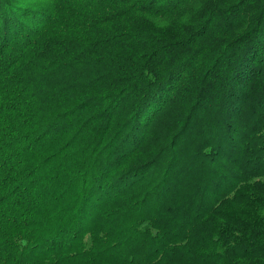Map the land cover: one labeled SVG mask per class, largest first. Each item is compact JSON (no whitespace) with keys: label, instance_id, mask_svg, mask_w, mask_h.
Segmentation results:
<instances>
[{"label":"trees","instance_id":"1","mask_svg":"<svg viewBox=\"0 0 264 264\" xmlns=\"http://www.w3.org/2000/svg\"><path fill=\"white\" fill-rule=\"evenodd\" d=\"M262 72L264 0H0V264H264Z\"/></svg>","mask_w":264,"mask_h":264},{"label":"rangeland","instance_id":"2","mask_svg":"<svg viewBox=\"0 0 264 264\" xmlns=\"http://www.w3.org/2000/svg\"><path fill=\"white\" fill-rule=\"evenodd\" d=\"M22 1V3H26L27 0H19ZM41 1V0H40ZM200 46V43L197 45H194L191 50H196ZM198 66V64L196 65ZM192 72L190 74H194L197 77H201L203 75V72L205 71L204 68H197V70L193 69L191 70ZM189 72V71H187ZM264 74V72H262ZM264 90V75L259 78H255L254 82L250 84L249 86V92L251 94V97L253 99H258V97L261 96V92ZM252 99V100H253ZM196 99L194 98L193 100L189 102H183L184 105H182L176 114L174 116L169 117L171 129L168 131H164L163 128L159 129L157 131V136L159 137L158 139H154L150 141L149 146L147 147H140L137 150V154L141 157H158V159H164L166 156V161H168V158L171 157L170 154L167 152L171 149V152H175L179 149L181 151H186L187 149L190 150V147L192 144L196 143V138H201L203 136V130L205 128V124H207L206 129H208L207 134L208 136L211 134L209 129L216 128V124H220L219 128H223L224 130H230L228 133L226 132V135L228 134L229 137L231 138H236L238 133H241L240 129V123H238V119L236 118L237 115L233 116L227 113V105H222V107L219 106V99L218 97L214 96H209L208 98H205L204 101L199 103L198 105V110L195 111L194 113V118L191 120V122L187 123V131L183 135L184 140L181 141L178 140L176 141V138L173 137L174 133L181 128V122L184 117V112H186L187 109H189L190 105L195 101ZM252 100L250 101L252 103ZM204 102V104H203ZM250 103V104H251ZM249 106V104H248ZM223 112V114H220V112ZM231 123L232 125H229L230 127L228 128V124ZM209 124V125H208ZM223 125V126H222ZM209 127V128H208ZM149 131V129L147 130ZM149 138V135H147V139ZM217 143L218 145L222 146V149H224V155L222 154V157L220 160H225L226 163L234 169L232 165H230L232 162L228 161V159H232L234 157V151L226 141H223V136L220 135L217 138ZM173 146V147H172ZM226 148V149H225ZM219 151H221L219 149ZM218 151V152H219ZM139 152V153H138ZM143 152V154H140ZM222 152V151H221ZM227 153V154H226ZM165 162V161H164ZM163 163V162H162ZM162 166V165H160ZM148 177V175H147Z\"/></svg>","mask_w":264,"mask_h":264}]
</instances>
